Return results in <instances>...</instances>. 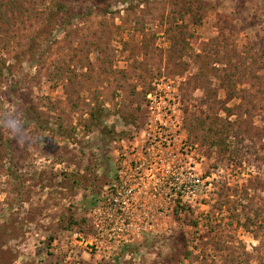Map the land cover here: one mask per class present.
<instances>
[{
	"label": "rangeland",
	"instance_id": "1",
	"mask_svg": "<svg viewBox=\"0 0 264 264\" xmlns=\"http://www.w3.org/2000/svg\"><path fill=\"white\" fill-rule=\"evenodd\" d=\"M22 1L0 26V264H264V0ZM154 133L187 148L190 204L97 251L89 212Z\"/></svg>",
	"mask_w": 264,
	"mask_h": 264
},
{
	"label": "built area",
	"instance_id": "2",
	"mask_svg": "<svg viewBox=\"0 0 264 264\" xmlns=\"http://www.w3.org/2000/svg\"><path fill=\"white\" fill-rule=\"evenodd\" d=\"M160 137V133L148 134L141 145L124 149L117 159L112 183L89 212L92 232L87 245L112 251L139 244L143 235L158 231L177 208L189 206L192 184L199 181L187 148L165 157L159 151L165 146L157 141ZM140 147L146 153L138 152ZM75 241L83 242L80 234Z\"/></svg>",
	"mask_w": 264,
	"mask_h": 264
},
{
	"label": "trees",
	"instance_id": "3",
	"mask_svg": "<svg viewBox=\"0 0 264 264\" xmlns=\"http://www.w3.org/2000/svg\"><path fill=\"white\" fill-rule=\"evenodd\" d=\"M22 2V0H0V26L3 22L7 21L11 13L17 12L20 14L25 12ZM178 210H176V214L179 213ZM187 256L188 255H185V257Z\"/></svg>",
	"mask_w": 264,
	"mask_h": 264
}]
</instances>
